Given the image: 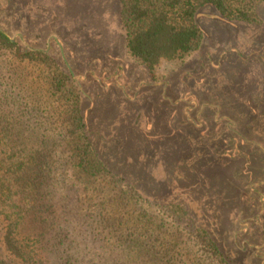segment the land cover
<instances>
[{"label": "rangeland", "instance_id": "1", "mask_svg": "<svg viewBox=\"0 0 264 264\" xmlns=\"http://www.w3.org/2000/svg\"><path fill=\"white\" fill-rule=\"evenodd\" d=\"M197 22L200 48L150 72L127 53L117 0H0L13 39L61 51L110 167L162 217L183 202L237 264H264V24L208 7Z\"/></svg>", "mask_w": 264, "mask_h": 264}, {"label": "trees", "instance_id": "2", "mask_svg": "<svg viewBox=\"0 0 264 264\" xmlns=\"http://www.w3.org/2000/svg\"><path fill=\"white\" fill-rule=\"evenodd\" d=\"M117 2L127 53L150 72L200 48L206 7L227 22L264 24V0ZM3 25L0 264H237L188 205L168 202L164 218L155 209L164 203L110 167L61 51L13 39Z\"/></svg>", "mask_w": 264, "mask_h": 264}]
</instances>
